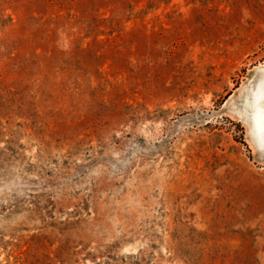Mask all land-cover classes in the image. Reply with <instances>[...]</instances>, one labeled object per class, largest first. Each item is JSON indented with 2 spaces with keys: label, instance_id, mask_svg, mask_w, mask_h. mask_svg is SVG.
Returning <instances> with one entry per match:
<instances>
[{
  "label": "rangeland",
  "instance_id": "374dc122",
  "mask_svg": "<svg viewBox=\"0 0 264 264\" xmlns=\"http://www.w3.org/2000/svg\"><path fill=\"white\" fill-rule=\"evenodd\" d=\"M264 0H0V264H264Z\"/></svg>",
  "mask_w": 264,
  "mask_h": 264
},
{
  "label": "bare ground",
  "instance_id": "6f19581e",
  "mask_svg": "<svg viewBox=\"0 0 264 264\" xmlns=\"http://www.w3.org/2000/svg\"><path fill=\"white\" fill-rule=\"evenodd\" d=\"M259 115L261 117V123H263V125H264V111H262V112L260 111Z\"/></svg>",
  "mask_w": 264,
  "mask_h": 264
}]
</instances>
